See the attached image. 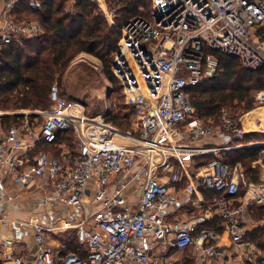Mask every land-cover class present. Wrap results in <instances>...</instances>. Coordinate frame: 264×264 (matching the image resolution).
<instances>
[{"label":"built area","instance_id":"built-area-1","mask_svg":"<svg viewBox=\"0 0 264 264\" xmlns=\"http://www.w3.org/2000/svg\"><path fill=\"white\" fill-rule=\"evenodd\" d=\"M20 1L5 0L0 13V65L4 45L45 32L38 19L17 16ZM25 1L42 10L40 0ZM70 1L72 7L80 0ZM90 1L105 10L100 0ZM149 2L147 17L123 23L111 65L132 113L131 129L89 114L84 103L61 96L53 85L47 109L19 110V122L0 136V167L14 184H39L45 201L54 198L83 212L50 227L30 215L21 224L32 230L34 251L19 255L15 240L3 238L2 264H175L186 251L194 264H264V139L231 144L264 134V89L246 111L221 108L217 119L203 118L187 92L217 73L214 50L252 70L264 65V38L256 28L264 21V0ZM63 131L72 133V152L33 153L40 141L53 142ZM213 136L223 145L202 142ZM238 147L258 148L250 162L260 166L257 182L246 180L244 161L224 159V149ZM184 180L186 201L201 187L214 192L213 208L202 199V211L172 219L180 195L173 184ZM135 182L139 193L131 202ZM69 228L83 255L65 252L64 242L45 236Z\"/></svg>","mask_w":264,"mask_h":264},{"label":"trees","instance_id":"trees-1","mask_svg":"<svg viewBox=\"0 0 264 264\" xmlns=\"http://www.w3.org/2000/svg\"><path fill=\"white\" fill-rule=\"evenodd\" d=\"M40 1L42 10L38 12L31 10L25 0L15 6L14 11L19 17L38 19L42 23L45 33L22 43H10L2 47L0 93H6V98L0 103V106L6 107L11 104L15 109H43L46 106L51 83L57 76L64 73L73 56L82 51L97 55L102 63L104 73L109 79H114L121 88L120 83L111 73L112 53L116 49V43L121 34L120 24L135 16L147 17L149 0H112L113 6L118 5L115 18L117 15L121 17L115 30L102 25L106 21L102 19V13L94 14L93 8H96V5L90 0H80L77 12L73 15L66 13L63 8V5L65 7V4L70 0ZM112 34H114V39L110 38ZM257 35L264 38V21L258 26ZM98 48L100 50H97ZM213 53L219 61L217 73L187 89L191 103L205 118L217 116L220 108L225 105L242 106V108L249 109L253 105L251 91L264 89V65L252 70L244 67L240 60L233 55L224 54L218 50H214ZM111 91L114 92L115 89L112 88ZM59 93L67 99L82 102L73 96L61 93L60 90ZM98 109L94 112H97ZM86 111L88 112V110ZM111 111L101 112L109 124L119 130L131 127L130 112ZM0 120L3 123H8L6 127L8 128L12 123L19 122L20 116L5 115ZM250 136L263 138L264 134H249L246 135V138ZM62 140L73 151L72 133L63 131L53 142L40 141L33 153L46 151L54 156H59L58 145ZM233 153L234 156L227 157L226 161L233 163L238 158H253L255 150L249 152L242 149ZM253 180H256L255 177ZM62 241L66 246L65 252L84 254L85 249L77 241L74 233L72 238H63ZM175 264H194L193 254L184 252L181 259L177 260Z\"/></svg>","mask_w":264,"mask_h":264},{"label":"crops","instance_id":"crops-1","mask_svg":"<svg viewBox=\"0 0 264 264\" xmlns=\"http://www.w3.org/2000/svg\"><path fill=\"white\" fill-rule=\"evenodd\" d=\"M4 2L5 0H0V13L3 8ZM32 19H35V18H32ZM221 108H226V107H221ZM11 114H13L12 116H16V111L11 112ZM232 114H239V113H232ZM218 116H219V113L217 116L207 117V118L217 119ZM6 130L7 128L4 129L3 131L1 124H0V136L4 134ZM252 134L259 135L263 133H252ZM246 135H249V134H246ZM246 135L243 137V139L234 140L233 142H231V144H237L241 142L245 143V142L260 140V139H252L254 136H250L249 138H246ZM202 142L223 145L222 140L217 136L204 138ZM73 144H74V141H73ZM58 146L60 148L59 156L60 155L66 156L67 152H72V150L69 149V147L66 145V143L63 140ZM242 149L248 150L249 152L251 150H255V155L253 158L243 157V158H238L236 161L245 162L246 180L249 182H257L259 180L260 166L259 165L252 166L250 162L256 159L258 148L238 147V148H228L226 150L224 149L223 151L224 159L226 160L228 159L227 157L234 156L233 152H235L236 150L239 151ZM209 157L210 156H207V158ZM134 169H135V166H133V168L129 170V172L125 173L124 175L127 178L130 177ZM253 177H255L256 180H253ZM140 181H142V179ZM185 183H186V180L173 184L179 189L180 195H179V200L176 206L177 208L174 209L172 213L170 214L172 219L177 218V217H184V216L190 215L191 213H198L202 211V208L200 205V201L202 199H204L205 206L209 208H213L212 203L214 199V192L209 191L207 189H203L201 187L197 193L193 194L190 200L186 201L185 194L183 190H181L184 188ZM138 186H139V183L135 182L134 185L131 186V189L128 192V199L131 202H134L135 200H137L139 189L136 187ZM133 188H136V189H133ZM82 213L83 212L81 209L77 207L67 206L54 198H48L45 201L43 198V190L39 184H33L30 186H25V187L17 186L11 181L9 174L7 172V169L5 167H0V240H2L3 238H13L15 240V250L17 254L27 255L28 253H32L34 251V240H33L32 230L28 226L21 224V222L26 221L30 215L37 214L40 217L41 221L46 226L50 227L52 225L61 224V222L64 219L74 220V218H77V217L79 218L82 216ZM4 221H6V223H4ZM207 224L210 225V223H207ZM67 231L74 233L73 229L69 228L65 230L64 229L60 230L57 233L52 232V231H47L45 236L47 237V239L51 241L59 242L63 240L64 232H67ZM222 240L223 241L225 240V236H223ZM182 255L183 254L180 255L178 260L181 259ZM0 264H2L1 258H0Z\"/></svg>","mask_w":264,"mask_h":264},{"label":"rangeland","instance_id":"rangeland-1","mask_svg":"<svg viewBox=\"0 0 264 264\" xmlns=\"http://www.w3.org/2000/svg\"><path fill=\"white\" fill-rule=\"evenodd\" d=\"M114 1V0H113ZM112 0H100V2L103 3V6H105V10H101L97 7L94 9V14L102 13V19L106 22L102 25L109 27L112 30H115L118 26V24L121 21V17L117 15V18H115V12H118V5L112 4ZM71 1H68V3L65 4V7L63 5V8H69L71 10L77 11V5L71 6ZM146 9V7H145ZM140 10V9H139ZM112 13V17L110 16V12ZM107 17H106V16ZM111 17V18H110ZM124 23V22H123ZM123 23H121V29L123 26ZM258 28V26H256ZM111 39H114V34L111 35ZM97 50H100L98 48ZM113 58V53H112ZM112 73V71H111ZM113 75V73H112ZM59 78V79H58ZM56 85L61 93L66 94L67 96H73L79 100H81L86 107V110L90 112L89 114H97V113H103V112H116L117 110L127 111L130 112L128 107L126 106L124 102V98L121 92V88H119V85L117 82L113 79H109V77L104 73L102 70V63L97 55L94 53L89 52H77L71 61L69 62V65L65 69L64 73L61 74L59 77L57 76L56 79L51 83V86ZM114 88L115 91H111V89ZM257 91V89H254L251 91V97L253 98V94ZM6 98V93H0V103ZM72 98V97H71ZM243 104V103H242ZM241 104V105H242ZM4 107V108H3ZM223 107H226L230 112L232 113H242L246 111L245 108L234 106V105H225ZM48 108V99L46 100V106L43 109ZM97 108L98 111L94 112ZM20 109H15L11 104L5 106H0V117L9 115L12 116L11 112H18ZM36 108H27L24 110H34ZM42 110V109H41ZM130 125L131 127L125 130L126 131L132 128V113L130 112ZM0 124L2 127V130L6 129L8 126V123H3L2 120H0ZM252 139H263L260 136L253 137ZM72 142V139H71ZM70 148V147H69ZM73 233L72 232H64V239L72 238Z\"/></svg>","mask_w":264,"mask_h":264}]
</instances>
